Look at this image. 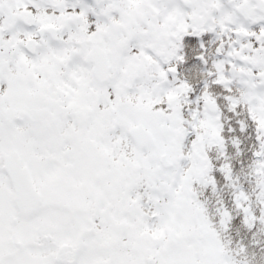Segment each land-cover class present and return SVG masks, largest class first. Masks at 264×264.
I'll return each instance as SVG.
<instances>
[{
	"label": "snow or ice",
	"instance_id": "1",
	"mask_svg": "<svg viewBox=\"0 0 264 264\" xmlns=\"http://www.w3.org/2000/svg\"><path fill=\"white\" fill-rule=\"evenodd\" d=\"M0 264H264V0H0Z\"/></svg>",
	"mask_w": 264,
	"mask_h": 264
}]
</instances>
